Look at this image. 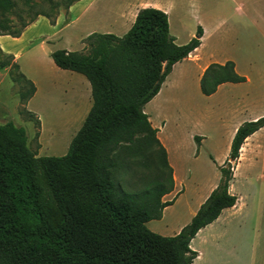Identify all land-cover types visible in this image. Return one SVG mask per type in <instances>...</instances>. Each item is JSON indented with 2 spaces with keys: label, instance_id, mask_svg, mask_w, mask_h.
Listing matches in <instances>:
<instances>
[{
  "label": "trees",
  "instance_id": "16d2710c",
  "mask_svg": "<svg viewBox=\"0 0 264 264\" xmlns=\"http://www.w3.org/2000/svg\"><path fill=\"white\" fill-rule=\"evenodd\" d=\"M78 1L65 0V7ZM9 2L0 0V6ZM49 22L53 25L55 19ZM202 35L198 25L194 36L178 45L167 14L142 8L122 36L89 35V56L66 49L50 52L58 69L87 80L91 107L67 153L59 157L37 156L21 127L0 125V264L193 263L197 253L189 246L191 240L235 205L228 189L241 146L264 127V116L238 126L225 161L216 166L215 188L177 234L162 236L146 227L173 203L162 197L172 192L174 180L143 108L158 94L173 65L199 47ZM245 81L229 60L209 64L199 88L208 97L223 84ZM201 138L193 136L196 156ZM134 146L130 153L148 158L138 165L153 164L156 179L142 189L124 191L117 174L122 165L127 171L135 164L130 154L121 163L116 156Z\"/></svg>",
  "mask_w": 264,
  "mask_h": 264
},
{
  "label": "rangeland",
  "instance_id": "374dc122",
  "mask_svg": "<svg viewBox=\"0 0 264 264\" xmlns=\"http://www.w3.org/2000/svg\"><path fill=\"white\" fill-rule=\"evenodd\" d=\"M119 1L82 0L73 10L65 7V0H10L7 6H0V125L10 122L21 127L28 148L37 156L65 155L83 123L71 125L74 116L69 102L78 95L84 96L78 89L79 80L87 81L82 75L72 73L73 77L57 69L50 52L67 49L89 56L92 52L89 35L122 36L126 25L121 20L129 22L133 13L115 14ZM155 1L169 7V31L178 45L186 44L194 36L200 22L207 31L200 50L201 62L187 59L177 65L159 97L148 108L153 121L167 115L165 135L172 146V178L175 173L176 179L172 192L162 200L174 203L178 200L163 219L151 221L146 227L156 234L172 236L218 182L219 173L210 156L218 164L228 155V139L234 126L242 120L264 116V0ZM37 14L48 19L44 17L46 20L27 30L40 17ZM49 19H55V23L50 24ZM79 37L85 38L79 41ZM192 58L197 60L195 56ZM209 58L232 61L237 73L247 82L224 85L212 97L203 96L198 65L201 68L208 65L205 61ZM31 84L38 94L26 107L34 95H30ZM68 87H74L75 92L69 94ZM28 111L35 115L27 114ZM195 135L205 137L197 156L192 139ZM256 147L260 149L256 160L249 159L248 151ZM134 149L135 146L116 156V161L121 163L130 154L135 164L127 171L122 165L117 174L124 191L142 189L156 179L154 165L139 166V162L148 158L131 154ZM233 176L230 193L239 198V205L233 211L245 210L242 215L228 219L225 226L220 225L217 231L220 230L221 236L209 243H204V232L198 234L192 249L201 256L218 244L205 255L204 264H264V129L241 148ZM227 215L225 212L222 218Z\"/></svg>",
  "mask_w": 264,
  "mask_h": 264
},
{
  "label": "crops",
  "instance_id": "0c3cea01",
  "mask_svg": "<svg viewBox=\"0 0 264 264\" xmlns=\"http://www.w3.org/2000/svg\"><path fill=\"white\" fill-rule=\"evenodd\" d=\"M82 0H80V1H78V2H81ZM87 1H89V2H92L93 0H87ZM78 2H76V3H78ZM120 3H119V10H117L116 12H115V14H117V12H118V14L119 13H121V14H127V13H133V17H132V19L129 21V22H127V20H121V21H123L124 22V25H126V28H125V32H127L128 31V29L131 27V25H132V23H133V21H134V18H135V16H136V14H137V12H138V10H140V9H142V8H155V9H159V10H161V11H163V12H165L166 14H167V17H168V24H169V16H170V9H169V7H167V6H165V5H162L161 3H159L158 1H155V0H120L119 1ZM76 3L75 4H73L71 7H70V10H73L75 7H76ZM45 18L44 17H42V16H40L36 21H35V23H33L32 25H30V27L29 28H27V30L28 29H30L31 27H33L34 25H36L40 20H44ZM46 20V19H45ZM71 22H74V20L73 21H71ZM196 23H199V20H196ZM202 23L200 22V26H201V28H202V30H203V35H202V37H201V40H200V45H199V47L197 48V49H195L192 53H190L189 55H188V57L186 58V59H184V60H187V59H190L191 61H193V62H195V63H200L201 62V55H200V50L203 48V43H204V41H205V39H206V37H207V31L205 30V28L201 25ZM26 30V31H27ZM26 31L23 33V35L26 33ZM22 35V36H23ZM89 35V34H88ZM193 37V36H192ZM85 38V37H84ZM84 38H80L79 37V41H81L82 39H84ZM175 38V37H174ZM18 39V38H17ZM175 42H176V39H175ZM67 50V49H66ZM69 51V50H68ZM197 53H199V55H197ZM16 55V54H15ZM193 56H195L196 57V59L197 60H192L193 58ZM15 60L17 61L18 60V55L15 57ZM184 60H182L181 62H178V63H176V64H174L173 65V67H172V69H171V72H170V74L166 77V79L174 72V70H175V68L177 67V65H179L180 63H182ZM226 61H229V60H223L222 62H218V61H216V60H214L213 58H209L207 61H205V63H208V65L209 64H212V63H218V64H223V63H225ZM205 63H203V64H205ZM203 64H201V65H203ZM208 65H204L202 68L200 67V65H198V70H199V74H198V76H199V79H200V77H201V75H202V73H203V71L205 70V68L208 66ZM200 67V68H199ZM58 69V68H57ZM235 70H236V67H235ZM68 73V75H71V76H73V77H75L74 76V74H72V73H74V72H70V71H67ZM236 72H237V70H236ZM77 74V73H76ZM242 76V75H241ZM166 79H165V81H166ZM246 79V78H245ZM87 81V80H86ZM165 81L163 82V84L161 85V88H160V90H159V92H158V94L151 100V101H149L145 106H144V108H143V112L147 115V118H148V121H149V123H150V125H151V127L153 128V129H155L156 130V138L159 140V142H160V144L163 146V148L165 149V151H166V154H167V162H168V164H169V166L171 167V169H172V173L174 172V170H173V166H172V164H171V161H170V151L172 150V146H171V143H170V140H169V138H167L166 137V135H165V131H166V129H167V127H168V122L166 121V120H164V118H166L167 117V115H161L160 117H156L157 119L155 120V121H153V119L151 118V116L149 115L150 113L148 112V108H149V106H150V104H152V103H154V101L156 100V98L157 97H159V95L161 94V90H162V87L164 86V84H165ZM245 82H247V79H246V81ZM244 82V83H245ZM88 82H85L82 78H80V80H79V86H78V89L80 90V92L81 93H84V96H79L78 95V93H77V95L78 96H76V99H73V101L72 102H69V101H67V102H69V103H71L72 104V108H73V116H74V120L72 121V123H71V125H74V124H76L77 122H81V121H84V119H85V117H86V115L88 114V111H89V109H90V107H91V95H90V86H89V83L87 84ZM229 83H227V84H223V85H221V86H219L218 87V89H217V91L218 90H220L221 89V87L222 86H224V85H228ZM239 84H242V83H239ZM230 85V84H229ZM232 85H236V84H232ZM81 87H82V89H81ZM72 90H74V92H75V89H74V87H68V92H69V94L71 93V91ZM217 91L215 92V93H217ZM63 92L65 93V92H67L66 90H63ZM214 93V94H215ZM37 94H38V89L36 88V90H35V92H34V95H33V97L29 100V101H27V106L26 107H28V104H29V102L34 98V97H36L37 96ZM213 94V95H214ZM213 95H211V96H208V97H212ZM70 96V95H69ZM80 99H79V98ZM28 112H30V111H28ZM32 115H35L33 112H30ZM162 117H163V119H162ZM38 119V118H37ZM253 120H255V119H253ZM249 121H251V120H249ZM244 121L242 120V121H240L237 125H235L234 126V128H233V130H232V132H231V134H230V138L228 139L229 140V142H231V139H232V137H233V135H234V133H235V131H236V129L238 128V126L241 124V123H243ZM262 129H264V127L262 128ZM261 130V129H260ZM259 130V131H260ZM259 131H257V132H259ZM257 132H255L253 135H251L250 137H248V138H246V140L244 141V143H243V145L245 144V142L246 141H248V140H251L252 139V137L254 136V135H256L257 134ZM193 139V138H192ZM204 142H205V137H202L201 138V141H200V145H199V149H198V153H199V151L203 148V144H204ZM243 145L241 146V148L243 147ZM240 151H241V149H240ZM260 151V149H259V147H256V148H251L249 151H248V153H247V157L249 158V159H254V160H256V156H258V152ZM197 153V154H198ZM239 156H240V152H239ZM210 158H211V160H213V163H215L216 164V166H220V165H222L221 163L223 162V160H224V158H225V156H223L222 157V160L217 164L215 161H214V159L210 156ZM226 159V158H225ZM238 160H239V158H238ZM238 160H237V162H238ZM225 161V160H224ZM237 164V163H236ZM236 166V165H235ZM250 172L251 171H249V176H251V174H250ZM219 173V172H218ZM234 177V176H233ZM233 177H232V180H233ZM219 179V178H218ZM173 180H174V174H173ZM231 180V181H232ZM250 180V179H249ZM175 184L176 185H179V182H175ZM216 184H217V181H216V183L213 185V187H212V189H211V191L215 188V186H216ZM229 188H230V185H229ZM228 191H229V193H230V189H228ZM210 194V193H209ZM231 194V193H230ZM166 195H168V194H166ZM165 195V196H166ZM182 195V194H181ZM231 195H233V194H231ZM235 196V195H234ZM180 197V196H179ZM208 197V196H207ZM236 197V196H235ZM236 203H235V205L233 206V207H231V208H228V209H225V210H223L222 212H221V214L217 217V219L215 220V221H213L211 224H209V225H207V226H205L204 228H202L201 230H199L198 231V233L195 235V237L198 235V234H200V233H202V232H204V243L205 244H207V243H209L210 241H212V240H214V239H216V238H218L219 236H221L220 235V230H218L217 231V228L220 226V225H224L225 224V222L228 220V219H231V218H233V217H237V216H240V215H242V213H243V211L245 210V209H242V208H238L239 210H235V211H233L238 205H239V198L238 197H236ZM178 200V199H177ZM177 200L175 201V203L177 202ZM163 201V200H162ZM205 201V200H204ZM203 201V202H204ZM163 202H165V201H163ZM202 202V203H203ZM174 202L171 204V205H169V206H167V207H165L164 209H163V211H162V216H161V218L159 219V220H161V219H163L164 218V214H165V212L168 210V208L169 207H171V206H173L174 204H175ZM201 203V204H202ZM199 206H200V204L198 205V208H199ZM197 208V209H198ZM197 209H196V211H197ZM195 211V212H196ZM230 211H233V213L232 214H230ZM195 212H193V214L189 217V218H187L188 217V215H187V219L185 218V220H186V222H184V221H182V223L178 226V228L175 230V231H173L172 232V236L173 235H175V234H177L179 231H180V229L184 226V225H186L189 221H190V219L192 218V216L195 214ZM225 212H227L228 213V215H227V217L226 218H222L223 217V214L225 213ZM189 214V213H188ZM151 221H158V220H151ZM151 221H149V222H151ZM149 222H147L145 225H147ZM225 226V225H224ZM194 237V238H195ZM194 238L191 240V242H190V248L192 249V242H193V240H194ZM209 245V244H208ZM218 246V244H215L214 246H211V248H209L203 255H201V256H196V258L197 257H202V263L201 264H204V257H205V255H207L208 254V252L209 251H211V250H213V249H215L216 247ZM193 250V249H192ZM194 251V250H193ZM195 258V259H196ZM195 259L193 260V262L195 261ZM193 264V263H192Z\"/></svg>",
  "mask_w": 264,
  "mask_h": 264
},
{
  "label": "bare ground",
  "instance_id": "6f19581e",
  "mask_svg": "<svg viewBox=\"0 0 264 264\" xmlns=\"http://www.w3.org/2000/svg\"><path fill=\"white\" fill-rule=\"evenodd\" d=\"M174 178L176 179V174L174 173ZM202 263V258L201 257H197L195 264H201Z\"/></svg>",
  "mask_w": 264,
  "mask_h": 264
}]
</instances>
